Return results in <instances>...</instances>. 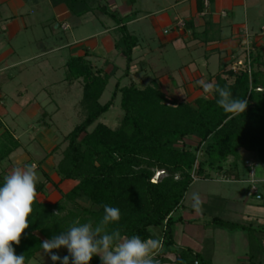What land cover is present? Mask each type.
<instances>
[{
  "label": "trees",
  "instance_id": "16d2710c",
  "mask_svg": "<svg viewBox=\"0 0 264 264\" xmlns=\"http://www.w3.org/2000/svg\"><path fill=\"white\" fill-rule=\"evenodd\" d=\"M110 1L50 0L54 7L65 6L72 17L101 11L115 22L114 48L125 60L121 77L124 78L131 72L139 41L126 28L129 17H122ZM88 56L86 53L70 57L65 64V81L78 83L82 90L83 119L62 141L66 147L55 168L58 182L39 168L43 180L36 185L37 198L29 228L22 234L20 244L12 245L15 253L25 255V264L40 253L48 264H53L41 243L67 230L77 220L95 226L107 204L119 208L121 213L120 220L108 226L109 231L118 228L127 237L138 235L141 239L162 241L163 248L155 256L160 264H214L213 237L206 236L201 251H195L177 242L179 224H200L207 231L245 232L251 244L244 264H264V226L233 220L225 205L230 201L215 197L209 204H202L201 218L187 221L183 216L176 217L181 209L195 213L185 207V198L197 180H211V173L216 171L228 182L239 181L236 171L242 151L255 154L264 167V46L254 43L250 73L234 72L232 62L229 69L224 66L214 77L215 83L227 86L234 97L247 100L246 110L239 114L225 113L216 103V93L179 100L153 84L121 86V79L115 84L111 99L102 105L100 99L114 74L96 69ZM118 96L123 115L117 127L110 128L99 120ZM45 116L48 115L44 113ZM21 148L13 132L0 121V186L12 168L10 157ZM229 159L233 166L225 169ZM255 168L256 165L250 167L254 177ZM158 172L162 175L155 181ZM66 181L75 185L62 193L59 186ZM50 184L60 194L54 204L39 199ZM260 207L264 208V203ZM257 220L264 222V216ZM53 253L60 257L68 255L66 248L54 249ZM89 264H101L100 257L93 256Z\"/></svg>",
  "mask_w": 264,
  "mask_h": 264
},
{
  "label": "rangeland",
  "instance_id": "374dc122",
  "mask_svg": "<svg viewBox=\"0 0 264 264\" xmlns=\"http://www.w3.org/2000/svg\"><path fill=\"white\" fill-rule=\"evenodd\" d=\"M137 3L138 5L135 6V9L142 8V4L143 6L146 4L149 8L148 0H145V2L137 0ZM149 9V11H153V8ZM79 21H82V25L78 24ZM70 24V30L66 32L57 31L59 41H57L56 44L51 43L50 31L47 27L45 33L49 35V40L47 41L46 37V40L43 38L45 45L50 44L53 48L55 46L62 47L67 39L72 43V37L74 36L77 40L84 39L85 45L93 46L95 43L99 44L101 40L98 39L95 34H100L106 30H112L115 22L101 11H95L94 13L85 15L83 18L74 17ZM128 31L139 39V46L133 53V57L135 58L134 62L137 64L132 65L131 76L121 78L124 74L126 63L122 57L116 54L115 50L108 49L105 52V58L102 60L96 58V60H94L98 65L94 66L96 69L106 66L107 71L110 72L112 66L105 64L107 62H109V64L112 62L114 65V76L110 79L106 91L100 99V103L104 105L111 99L115 84L119 78L122 79L121 86L136 85L138 87H143L142 83L139 81V77L137 78V73L142 68L146 69V71L143 72V75H145L143 84L146 83V85H148L152 82L154 86L161 87L163 83H159L160 78L162 74H166L165 72L168 71L169 73H167V76L170 79V86L176 88L179 94L180 92L185 94L178 95L176 98L179 100L187 99L185 97L187 96L186 92L189 91L187 86L191 85L189 73L204 71L203 61L205 60L202 58L207 51L206 47L199 46L194 49L193 46H196V43L188 42L189 40L187 39L184 41L181 40L177 45H170L163 50L160 37L153 30L148 20L145 19L129 25ZM38 33L40 36H43L44 32ZM111 36L114 38L116 37L113 33H111ZM33 37L36 36L30 32H21L15 37L6 36L3 38L0 36V45H2L3 48L13 47L15 49L17 57L12 59L13 61H18L19 59L24 61L27 58L33 57V55L39 54L41 51L35 44L29 45ZM102 37L107 39L105 36ZM69 51L70 50L66 48L58 49L46 56L44 59L46 61L45 63H42V59H39V62H30L20 66V75L17 77V80L5 82L3 87H1L5 94L3 99L6 103L8 112L3 114L4 117H0V119L4 121L9 129L15 131L21 144L31 151L33 157L31 164H38L45 158L47 152L46 144L48 143L47 149L50 150L51 153L57 149V147H60L56 153L50 155L54 157V163L57 165L61 158L60 154L66 147V144H62L64 137L79 125L83 119L80 109L82 90L78 83L65 81L66 70L64 64L70 58L69 56H71L69 55ZM239 52L241 53L242 49H240ZM209 62L210 71L212 73L219 72L220 66L217 64V58L213 57ZM148 65L150 67H148ZM115 67L119 68V71L118 69L115 70ZM28 70L29 72H27ZM139 73L141 74V72ZM8 76H10V74L5 77L7 78ZM20 81H23V83L20 84ZM25 89L28 90V93ZM37 91H39L38 94ZM171 96L175 95L171 94ZM16 104L19 105L22 110L17 115L10 111ZM45 112L49 114L47 120H45L46 118H42ZM122 115L123 112L120 109V96H118L109 112L101 117L99 122L110 128H115ZM51 117L52 119H50ZM43 123L50 124L49 127L52 126L51 130L47 133V129L42 126ZM49 135L52 137H48ZM200 157H202V154ZM230 165L231 164H227L226 167ZM261 169L264 170V167L258 164L255 168V172ZM161 173L162 172H160V174ZM246 174L247 173L244 175L245 178ZM37 176L38 181L43 180L40 172H37ZM211 177V180H197L193 183L185 198L186 208H192L191 196L194 192L199 193L203 204H209L215 197L220 196L225 200L231 201L227 202V204L225 203V205L231 210L230 212H232V215L230 212L229 214L233 220L239 221L244 225L252 224L254 227L257 225L264 226V222L257 220L264 216V208H258L257 206V204L264 203V191L262 192L259 185L256 184V188L260 189V194L250 196L248 194L247 185L245 184H239L236 181H225L222 175L218 174L216 171L211 173ZM159 178L160 177H155V181H158ZM256 192L257 189H253L252 187V193ZM244 197H246V199ZM215 206L219 207L218 205ZM179 216H183L186 220L202 217L201 214H197L196 212L192 214L189 210L183 213V209L177 213L176 217ZM194 225L196 226V224ZM193 227L192 225H177V242L179 244L196 250L197 246L202 245L199 243L202 238L204 240L206 236H211L215 243L214 264H241V262H245L244 260L247 259L246 254L249 251L251 242L249 236L245 232L229 233L220 230H203L204 232H198V230H194ZM47 261L44 255L40 253L30 264H48Z\"/></svg>",
  "mask_w": 264,
  "mask_h": 264
},
{
  "label": "crops",
  "instance_id": "0c3cea01",
  "mask_svg": "<svg viewBox=\"0 0 264 264\" xmlns=\"http://www.w3.org/2000/svg\"><path fill=\"white\" fill-rule=\"evenodd\" d=\"M142 1L145 2V0ZM110 5L113 6V8L116 9V11L122 17H129L128 21L126 22L127 30L129 25L133 23L144 19L148 20L153 30L160 37L163 50H165L170 45H177L181 40L184 41L187 39L189 40L188 42L196 43V46H193L194 49L199 46L206 47L207 51L202 58L205 60L203 61L204 71H195L193 73H189L191 85L187 86L189 90L186 92L187 96H185L187 100H194L195 98L201 96H211V93H205L203 91L202 87L197 83V81L203 79L206 82H215L214 77L218 72L212 73L209 69V60H211L213 57L217 58V64H219L220 70L226 65L229 69L232 63V58L236 55H239V50L242 49L245 33L253 36V39L257 45L264 46V36L261 35V31L264 28V0H209L208 7H205L204 0H148L149 8H153V11H149L150 9L146 6V4L144 6L142 4V8L140 9H135V6L138 5L137 0H111ZM73 18L74 17L71 16L65 6L60 5L54 7L50 0H0V36L3 38L6 36L15 37L21 32H30L36 37H33V40H30L29 45L35 44L37 47H39V49H41L39 54L33 55L31 58H27L24 61L21 59L18 61H13L12 59L17 57L15 49L13 47L3 48L2 45H0V117H4L3 114L8 112L6 103L3 99L5 94L3 92V88L1 87H3L5 82H13L14 80H17V77L20 75V66L30 62H39V59H42V63H45L46 61L44 59L47 55H50V53L55 50L65 48L70 50L69 55L71 56L69 57H81L88 53V59L91 61L92 65L98 66L94 61L96 58L102 60L105 58V52L108 49H112L113 51L115 50V38L111 36V33H115L117 27L116 24L113 26L112 30H106L100 34H95V36L101 40L99 44L95 43L93 46L85 45L84 39L77 40V38L74 36L72 37V43L67 39L62 47L55 46L53 48L50 44L45 45L43 38L45 39L46 37L47 41L49 40V35L45 33L47 27L50 31V41H52L51 43L56 44L57 41H59L57 31L66 32L70 30V22H72ZM78 24L82 25V21H79ZM67 25L69 28L64 30V27ZM38 32H44L43 36H40ZM102 36H105L107 39H104ZM116 54L118 55L117 51ZM133 59V64H137L134 62V57ZM105 65L112 66V70L110 72L107 71L106 66L102 67L107 73L113 72L114 65L112 62L110 64L107 62ZM148 67L150 66L148 65ZM99 69H101V67H99ZM117 69L119 71V68ZM144 71H146V69L142 68L137 73V78L139 77V81L142 83L143 87L146 85V83L143 84L145 77V75H143ZM27 72H29V70ZM139 72H141V74ZM8 73L10 76L6 78L5 76L9 75ZM165 73L166 74H162L160 78L159 83H163L160 89L166 95L173 98H176L178 95H185L181 92L179 94L176 88L170 86V79L167 76V73L169 72L167 71ZM129 76H131V72L124 78ZM19 83L22 84L23 81H20ZM150 84H152V82ZM25 91L27 92L28 90L25 89ZM39 91H37V94ZM171 94L175 96H171ZM10 111L17 115L22 110L20 106L16 104L10 109ZM46 114L49 115L48 113ZM52 117L50 119H52ZM42 118H46L45 120H47L48 116L44 117L43 114ZM0 121L6 128L9 129L2 119H0ZM42 126L47 129L46 133L52 128V126L48 127L45 124ZM9 130H11L14 136L17 138L15 131L12 129ZM50 136L51 135L48 137ZM47 144L46 156L41 160L43 161L41 165L35 163L33 164L36 166L37 172L41 173V170H43L53 182L57 183L58 178L55 174L56 165L54 163V157L49 155L51 151L47 149ZM240 156L241 158L237 164L236 171L239 181L236 182L247 185L248 194L250 196L255 195V193H252L250 183L251 174H249V172L251 165H256L257 167L259 164L256 155L242 151ZM32 160L33 157L31 151L22 145V148L10 157L12 165L11 170L15 167H23L26 164H31ZM227 164H231L230 166L232 167L233 161L229 159ZM39 168L41 170H39ZM228 168L229 167H226L225 169ZM245 173H247L246 178L244 176ZM254 181L257 183V185H259L263 192V169L255 172ZM74 185V182L66 181L59 186V190L62 193H67ZM256 189V193L259 195L261 191L259 188ZM244 198L246 199V197ZM39 199H45L47 203L54 204L60 199V194L50 184L46 187L45 195L39 196ZM261 205L262 204H257L258 208H261ZM185 212H187V210L183 211V213ZM185 225H192L194 226V230H198V232H204V229L200 224H196V226L194 224ZM202 242L203 238L199 241L200 245ZM201 249L202 245L197 246L196 248L197 251H201ZM244 261L245 262H241V264L246 263V260Z\"/></svg>",
  "mask_w": 264,
  "mask_h": 264
},
{
  "label": "clouds",
  "instance_id": "9594fccd",
  "mask_svg": "<svg viewBox=\"0 0 264 264\" xmlns=\"http://www.w3.org/2000/svg\"><path fill=\"white\" fill-rule=\"evenodd\" d=\"M197 83L205 93H216V103L225 113L239 114L248 106L247 100L234 97L231 90L215 82L201 79ZM37 170L34 164L15 167L4 176L0 186V264H25V255H17L13 244L19 245L21 236L29 228V217L37 198ZM191 207L202 214L203 201L199 193H192ZM104 214L94 226L93 223L75 221L67 230L51 239H45L40 247L56 264H89L93 256H99L101 264H160L155 256L162 250L158 238L141 239L138 235L127 237L116 228L108 226L121 218L119 208L103 206ZM55 214H58L56 212ZM66 248L68 255L60 257L54 249Z\"/></svg>",
  "mask_w": 264,
  "mask_h": 264
},
{
  "label": "built area",
  "instance_id": "2783aa9c",
  "mask_svg": "<svg viewBox=\"0 0 264 264\" xmlns=\"http://www.w3.org/2000/svg\"><path fill=\"white\" fill-rule=\"evenodd\" d=\"M204 5L205 7L209 6V1L208 0H204ZM68 25L64 27V29H68ZM261 35L264 36V28L261 31ZM255 40L253 39V36H251L250 34L246 33L244 38H243V46H242V52L239 55H236L232 58V67L231 69L234 72L237 71H248V73H250V66H251V52L253 51V46H254ZM162 174V173H161ZM160 172H158L156 174V178L160 177ZM158 175V176H157ZM251 177H254V171L252 170L251 172ZM225 179V178H223ZM196 181V179H194ZM225 181H228L227 179H225ZM253 184V189H256L255 186V181H252Z\"/></svg>",
  "mask_w": 264,
  "mask_h": 264
}]
</instances>
